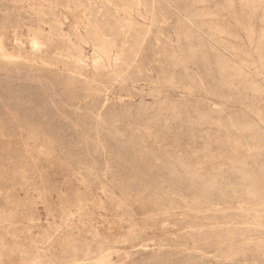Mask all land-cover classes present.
Returning a JSON list of instances; mask_svg holds the SVG:
<instances>
[{"label":"rangeland","instance_id":"374dc122","mask_svg":"<svg viewBox=\"0 0 264 264\" xmlns=\"http://www.w3.org/2000/svg\"><path fill=\"white\" fill-rule=\"evenodd\" d=\"M263 5L0 0V264H264Z\"/></svg>","mask_w":264,"mask_h":264},{"label":"bare ground","instance_id":"6f19581e","mask_svg":"<svg viewBox=\"0 0 264 264\" xmlns=\"http://www.w3.org/2000/svg\"><path fill=\"white\" fill-rule=\"evenodd\" d=\"M148 1V0H147ZM174 1V0H173ZM229 1V0H228ZM260 1V0H259ZM249 2V1H248ZM171 3V2H170ZM246 4V3H245ZM229 5V4H228ZM264 6V5H263ZM185 8V7H184ZM231 9V8H230ZM254 9V8H253ZM256 9H257V7H256ZM105 10V9H104ZM185 10V9H184ZM189 10V9H188ZM153 11H155V10H153ZM192 12V11H191ZM195 13V12H194ZM87 14V13H86ZM198 14V13H197ZM199 16V15H198ZM108 17V16H107ZM26 18V17H25ZM150 18V17H149ZM247 19V18H246ZM29 20V19H28ZM18 23V22H17ZM78 24H79V22H78ZM106 24V23H105ZM108 24V23H107ZM195 24V23H194ZM198 24V23H197ZM159 26V25H158ZM108 27V26H107ZM94 28V27H93ZM219 28H221V27H219ZM140 29V28H139ZM202 29H204V28H202ZM201 29V30H202ZM247 29V28H246ZM220 30V29H219ZM248 30V29H247ZM50 31V30H49ZM250 30H248V32H249ZM41 32V31H40ZM90 33V32H89ZM144 33V32H143ZM206 33V32H205ZM102 34V33H101ZM106 34V33H105ZM224 34V33H223ZM252 34H253V32H252ZM210 35V34H209ZM251 37V36H250ZM103 38V37H102ZM262 38V37H261ZM251 40V39H250ZM261 40V39H260ZM54 41V40H53ZM79 41V40H78ZM49 42V41H48ZM196 42V41H195ZM253 42V41H252ZM264 44V43H263ZM156 45V44H155ZM178 45V44H177ZM258 45V44H257ZM68 47V46H67ZM198 47V46H197ZM261 48V47H260ZM256 49V48H255ZM81 51V50H80ZM79 51V52H80ZM260 51V50H259ZM258 51V52H259ZM202 52V51H201ZM193 53V52H192ZM212 53V52H211ZM174 54V53H173ZM196 54V53H195ZM141 55V54H140ZM219 56V55H218ZM60 57V56H59ZM171 58V57H170ZM106 59V58H105ZM194 58H192V60H193ZM180 60V59H179ZM218 60V59H217ZM261 60V59H260ZM182 62V61H181ZM186 62V61H185ZM203 62V61H202ZM225 62V61H224ZM80 63V62H79ZM183 63V62H182ZM223 63V62H222ZM42 65V64H41ZM190 65V64H189ZM215 65V64H214ZM227 65V64H226ZM47 66H48V64H47ZM222 66H224V65H222ZM221 67V66H220ZM262 67V66H261ZM20 69V68H19ZM221 69V68H220ZM223 69V68H222ZM231 69V68H230ZM236 69V68H235ZM37 71V70H36ZM222 71V70H221ZM56 72V71H55ZM237 72V71H236ZM16 73H17V71H16ZM22 73V72H21ZM60 73V72H59ZM26 74V73H25ZM21 75V74H20ZM73 75V74H72ZM78 75V74H77ZM239 75V74H238ZM27 76V75H26ZM108 76V75H107ZM129 76V75H128ZM138 76V75H137ZM28 77V76H27ZM120 77V76H119ZM78 78V77H77ZM238 78V77H237ZM104 79V78H103ZM188 79V78H187ZM232 79V78H231ZM102 80V79H101ZM129 80V79H128ZM41 81V80H40ZM94 81V80H93ZM221 81V80H220ZM230 81V80H229ZM239 81V80H238ZM242 81V80H241ZM47 82V81H46ZM51 82V81H50ZM211 83H213V82H211ZM113 84V83H112ZM97 85V84H96ZM225 85V84H224ZM131 86V85H130ZM239 86V85H238ZM245 86H246V84H245ZM248 86H249V84H248ZM252 86V85H251ZM225 87V86H224ZM45 88V87H44ZM51 88V87H50ZM97 88V87H96ZM101 88V87H100ZM239 88V87H238ZM53 89H54V87H53ZM60 90H62V89H60ZM256 90V89H255ZM56 93V92H55ZM88 94V93H87ZM258 94V93H257ZM101 95V94H100ZM157 97V96H156ZM61 98V97H60ZM66 98H68V97H66ZM99 99V98H98ZM68 101V100H67ZM108 101V100H107ZM57 103V102H56ZM69 103V102H68ZM60 104V103H59ZM66 105V104H65ZM69 105V104H68ZM72 105V104H71ZM71 107V106H70ZM103 109V108H102ZM65 110V109H64ZM68 111V110H67ZM95 112V111H94ZM126 112V111H125ZM127 113V112H126ZM161 113V112H160ZM130 114V113H129ZM174 114V113H173ZM91 117V116H90ZM128 117V116H127ZM73 120V119H72ZM87 121V120H86ZM89 121V120H88ZM107 121H108V119H107ZM148 121V120H147ZM262 121V120H261ZM82 122V121H81ZM101 123V122H100ZM106 123V122H105ZM85 124V123H84ZM87 124V123H86ZM96 125V124H95ZM78 126V125H77ZM256 126V125H255ZM94 127V126H93ZM78 128H79V126H78ZM241 128V127H240ZM257 128V127H256ZM255 128V129H256ZM252 129V128H251ZM100 130V129H99ZM250 130V129H249ZM95 131V130H94ZM259 132V131H258ZM256 134V133H255ZM246 146V145H245ZM106 163V162H105ZM175 164H176V162H175ZM184 167V166H183ZM231 171V170H230ZM242 171V170H241ZM173 172L171 171V174H172ZM230 173V172H229ZM165 174V173H164ZM247 174V173H246ZM125 175V174H124ZM170 175V174H169ZM173 175V174H172ZM159 176V175H158ZM171 177V176H170ZM241 177H242V175H241ZM163 178V177H162ZM175 178H177V177H175ZM192 178V177H191ZM146 179V178H145ZM172 179V178H171ZM178 180H179V178H178ZM172 182V181H171ZM161 183V182H160ZM181 183V182H180ZM182 185V184H181ZM193 187V186H192ZM221 187V186H220ZM247 189V188H246ZM201 190V189H200ZM230 190V189H229ZM199 191V190H198ZM202 191V190H201ZM200 191V192H201ZM210 191V190H209ZM225 191H227V190H225ZM244 191V190H243ZM250 191V190H249ZM168 192V191H167ZM177 192V191H176ZM203 192V191H202ZM205 192V191H204ZM214 192V191H213ZM246 192V191H245ZM222 193V192H221ZM224 193V192H223ZM249 193V192H248ZM198 194H199V192H198ZM197 194V195H198ZM204 194V193H203ZM220 194V193H219ZM250 194H252L251 192H250ZM178 195V194H177ZM247 195V194H246ZM245 195V196H246ZM249 195V194H248ZM200 196V195H199ZM203 197H204V195H202ZM205 196H206V194H205ZM236 196V195H235ZM256 196V195H255ZM201 197V196H200ZM199 197V198H200ZM205 198H207L208 199V197H205ZM202 199H204V198H201V200ZM255 199V198H254ZM205 201V200H204ZM253 201V200H252ZM207 204V203H206ZM190 205V204H189ZM223 213V212H222ZM154 261V260H153ZM100 264V263H99Z\"/></svg>","mask_w":264,"mask_h":264}]
</instances>
